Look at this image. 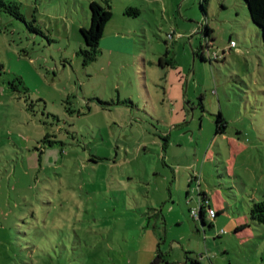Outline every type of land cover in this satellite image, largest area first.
Masks as SVG:
<instances>
[{"label":"rangeland","instance_id":"rangeland-1","mask_svg":"<svg viewBox=\"0 0 264 264\" xmlns=\"http://www.w3.org/2000/svg\"><path fill=\"white\" fill-rule=\"evenodd\" d=\"M94 1L113 18L86 64ZM3 3L0 264H264V40L245 1Z\"/></svg>","mask_w":264,"mask_h":264},{"label":"trees","instance_id":"trees-1","mask_svg":"<svg viewBox=\"0 0 264 264\" xmlns=\"http://www.w3.org/2000/svg\"><path fill=\"white\" fill-rule=\"evenodd\" d=\"M210 0H201V6L203 11L206 13L207 5ZM248 6L251 19L255 25H257L262 34V38L264 40V0H244ZM107 5L104 6L96 1L92 2L90 5L91 9V26L89 28H82L81 33L85 44L87 46V50L82 51L81 54L85 57V63L94 62L97 60L98 56L101 53V41L104 38L105 29L107 24L113 18L112 6L109 1H106ZM1 5H5L3 0H0ZM7 6V5H6ZM8 7V6H7ZM10 9H14L16 12L12 13L18 19H22V15L20 13L18 5L11 6ZM139 10L137 9H128L126 15H138ZM211 29L206 28V36L210 37ZM205 48H203L204 51ZM201 59L206 61L205 54L202 53ZM174 66V60L169 58V51H167L159 60V66L164 68L165 65ZM3 66L0 64V70H2ZM19 84H23L20 79H16ZM125 103H128L127 101ZM224 123L225 120L220 115L217 121V135L224 133ZM202 206H201V220L203 224H206V220L208 219L207 211L211 208L209 206V199L206 194H203ZM250 219L252 222L258 225H264V201L256 202L251 211H250ZM217 220V214L214 218V221ZM167 262L164 260V257L161 253H158L156 259L152 264H162ZM196 264H201L197 262Z\"/></svg>","mask_w":264,"mask_h":264},{"label":"built area","instance_id":"built-area-1","mask_svg":"<svg viewBox=\"0 0 264 264\" xmlns=\"http://www.w3.org/2000/svg\"><path fill=\"white\" fill-rule=\"evenodd\" d=\"M235 45H236V44L233 42V43H232V47H234ZM193 216H194L195 218L198 217V214H197L196 211L193 212ZM208 216L214 219V218L216 217V212H215L212 208H210V209H209V214H208Z\"/></svg>","mask_w":264,"mask_h":264}]
</instances>
